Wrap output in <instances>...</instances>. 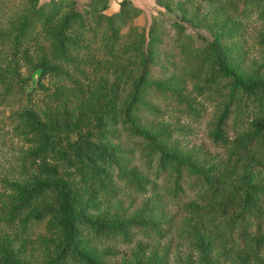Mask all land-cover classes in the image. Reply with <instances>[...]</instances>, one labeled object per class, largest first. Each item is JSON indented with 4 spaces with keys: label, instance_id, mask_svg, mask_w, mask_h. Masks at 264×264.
<instances>
[{
    "label": "trees",
    "instance_id": "trees-1",
    "mask_svg": "<svg viewBox=\"0 0 264 264\" xmlns=\"http://www.w3.org/2000/svg\"><path fill=\"white\" fill-rule=\"evenodd\" d=\"M19 1L9 13L5 27H0V41L8 42L14 51L38 43L47 46L49 56L43 53L33 65L43 75L60 74L61 68L73 64L79 54L88 55L96 48L102 52L110 49L118 40L120 29L138 12L128 6L127 0H121L118 11L110 14L103 12L106 0H89L85 15L76 9L75 0H50L44 4H38V0ZM164 1L168 2L155 0L168 9ZM197 1L209 9L215 7L214 14L221 16L226 12L231 18H224L217 29L207 28L210 38L186 33L176 20L168 23L155 18L145 36L138 32L132 49L137 67L115 116L107 119L108 126H115L133 147L145 152L146 173L131 165L127 157L131 149L121 141L102 143L99 148L89 146L73 161L80 163L91 182L109 198L117 193L115 183L127 191L145 192L161 186L170 197L180 196L187 188L219 198L220 205L208 215L222 218L218 225L220 234L226 233V239L241 251L255 252L264 249V73L243 69L246 51L241 38L247 20L254 17L264 21V0ZM177 8L182 20L198 25L197 13L186 17L187 9L182 4H177ZM169 28L174 31L168 46L164 34ZM211 103L217 109L209 125V138L220 146L227 140V131L251 115L250 130L241 136L237 154L247 167L226 186L219 184L216 163L185 156L172 147L170 140L184 125L164 124L155 129L154 125L143 123L148 117L162 115L164 109L173 110L185 121L198 122L205 115L204 106ZM17 119L29 134L44 136L50 128L32 109L19 112ZM61 143L60 135L53 139L44 137L27 154L36 160ZM56 153L65 157L64 150ZM39 169L51 176L57 174L54 166ZM63 175L64 180L36 177L9 184L14 197L1 218L7 229L18 226L26 232L44 219H51L58 229L56 249L40 264H109L114 253L95 252L94 243L127 245L136 238L141 241H137L125 264H142V240L159 241L170 233L173 220L164 213L148 218H93L89 206L74 196L69 172L64 171ZM51 191L54 196L48 195ZM40 199L42 204L34 205ZM194 245L202 264H212L211 251L199 237ZM0 264L26 263L17 259L10 240H6L0 245Z\"/></svg>",
    "mask_w": 264,
    "mask_h": 264
},
{
    "label": "rangeland",
    "instance_id": "rangeland-1",
    "mask_svg": "<svg viewBox=\"0 0 264 264\" xmlns=\"http://www.w3.org/2000/svg\"><path fill=\"white\" fill-rule=\"evenodd\" d=\"M49 1L38 0V4ZM88 1L75 0L76 9L83 15L88 8ZM120 1L106 0L103 12L110 14L118 11ZM127 1L128 6H133L138 12L120 29L116 43L104 52L96 48L88 55H77L72 60L73 64L61 68L60 74L43 75L40 68H33L35 61L43 53L49 56L44 44L27 45L14 51L8 42L0 41V75L3 80L0 82V245L10 240L17 259L26 264H40L54 252L59 236L51 219H44L31 225L28 231L22 232L18 226L7 229L1 218L5 217L7 207L14 197L9 184L22 183L28 178L36 177L64 180L63 172L68 171V182L74 196L79 202H85L89 206L93 218H148L160 213L172 218V229L164 238L159 241L142 240L139 255L142 264H202L200 252L194 245L196 237L210 249L212 264H264V249L260 248L255 252L241 251L242 248L226 239V233L220 234L218 225L223 221L222 218L208 215L220 205L219 198L207 197L187 188L180 196L170 197L161 186L145 192L127 191L120 183H115V197L109 198L91 182L80 163L73 161L83 155L89 146L99 148L102 143L111 145L121 141L126 148L131 149L127 156L131 165L136 166L141 173H146L145 152L133 147L115 126H108L107 120L115 116L137 67V58L132 49L139 38L138 32L145 36L149 24L157 18L168 23L176 20L186 33L210 38L207 28L217 29L228 16L226 12L221 16L214 14L215 7L209 9L197 0L164 1L169 10L156 4L155 0ZM19 4V0L0 2V27H5L9 13ZM177 4H182L187 9L186 17L190 13H197V19H200L198 25H190L188 21L181 19ZM173 31L169 28L164 34L168 46L171 44ZM241 40L246 51L243 69L257 71L262 75L264 21L254 17L247 20ZM187 85L190 86L191 82L187 81ZM204 107L205 115L198 122L185 121L178 118L173 110L164 109L162 115L148 117L143 123L154 125L155 129L164 124L184 125L185 128L170 140L172 147L185 156L206 158L216 163L219 184L230 185L247 167L245 162H240L237 154L241 136L250 130L251 115L241 118L237 126L231 127L226 133L225 144L220 146L209 138V125L214 118L216 105L211 103ZM25 109H32L40 121L50 127L44 136L29 134L21 126L17 114ZM55 135L62 138V143L56 150H64V158H60L55 149L36 160L28 156L27 151L39 144L44 137L53 139ZM44 166H54L57 174L51 176L40 171L39 168ZM48 195L54 196V192L51 191ZM41 204V199L37 204L34 203L37 206ZM137 241L141 240L136 238L127 245L98 242L93 244V249L95 252L111 250L114 254L108 261L109 264H125Z\"/></svg>",
    "mask_w": 264,
    "mask_h": 264
}]
</instances>
